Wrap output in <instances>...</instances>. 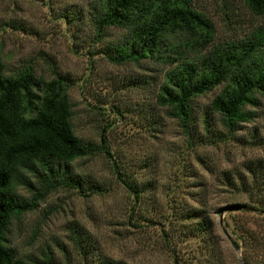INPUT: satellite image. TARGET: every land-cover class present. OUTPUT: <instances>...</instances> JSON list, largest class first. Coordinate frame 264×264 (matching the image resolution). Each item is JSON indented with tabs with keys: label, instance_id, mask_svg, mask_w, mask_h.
<instances>
[{
	"label": "rangeland",
	"instance_id": "374dc122",
	"mask_svg": "<svg viewBox=\"0 0 264 264\" xmlns=\"http://www.w3.org/2000/svg\"><path fill=\"white\" fill-rule=\"evenodd\" d=\"M93 1L0 0L3 75L65 80L72 133L95 148L70 168L100 189L50 192L10 220L6 247L22 264H264V99L250 109L253 121L226 136L209 110L219 86L194 100V128L185 136L155 103L170 67L109 62L104 51L126 32L97 33L88 15ZM191 7L212 24L214 43L264 26L243 0H193ZM205 115L220 141L205 132ZM205 218L211 225L202 229ZM75 226L95 248L86 263L71 242Z\"/></svg>",
	"mask_w": 264,
	"mask_h": 264
},
{
	"label": "trees",
	"instance_id": "16d2710c",
	"mask_svg": "<svg viewBox=\"0 0 264 264\" xmlns=\"http://www.w3.org/2000/svg\"><path fill=\"white\" fill-rule=\"evenodd\" d=\"M192 1L94 0L88 15L97 33L109 28L126 32L120 43L104 51L109 62L153 60L170 67L155 103L176 120L185 136H192L194 100L222 86L209 110L230 136L256 118L250 109L264 99V26L240 39L214 43L212 24L191 7ZM243 1L254 16L264 17V0ZM64 81L37 80L28 71L7 77L0 67V264H22L5 245L12 218L33 211L58 188L81 194L100 191L70 168L73 160L91 156L95 148L72 133ZM202 120L205 132L220 141L208 117ZM252 138L256 140L255 134ZM18 187L30 197L18 195ZM210 225L205 218L200 228ZM70 234L77 256L86 263L95 249L89 235L76 226ZM99 264L125 263L101 258Z\"/></svg>",
	"mask_w": 264,
	"mask_h": 264
}]
</instances>
